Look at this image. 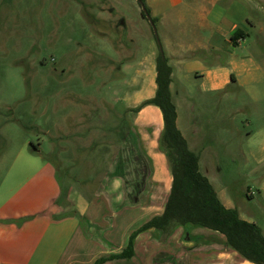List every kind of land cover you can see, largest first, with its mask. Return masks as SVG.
I'll list each match as a JSON object with an SVG mask.
<instances>
[{
	"label": "crops",
	"instance_id": "obj_1",
	"mask_svg": "<svg viewBox=\"0 0 264 264\" xmlns=\"http://www.w3.org/2000/svg\"><path fill=\"white\" fill-rule=\"evenodd\" d=\"M146 2L160 25L164 53L173 67L170 88L177 126L189 148L199 155L200 170L223 204L236 208L226 186L213 181L208 166L214 165V154L221 144L226 153H232L221 138L235 137L236 130L233 126L221 136L214 128L223 122L228 127L227 115L224 110L216 117L213 113L229 100L223 101L221 94L224 98L233 90L243 92L253 104L247 120L251 128L246 135L247 153L255 155L257 164L264 162V49L246 44L252 27L264 33L263 21L252 18L253 3L264 9V0ZM237 30L244 36L233 40ZM151 49L134 68L128 66L133 69L136 89L127 97L126 106L137 133L135 144L145 154L143 165L152 166L151 172L139 182L122 163L119 172L101 182L89 199L73 187L65 189L52 165H21L20 159L13 161L19 165H0V264H94L100 257L121 253L134 231L164 212L173 176L159 143L163 114L154 104L134 110L157 91L158 52L154 45ZM23 156L38 161L25 153ZM140 184L146 186L140 202H129L126 186ZM63 189L67 198L58 204ZM74 212L85 217L92 235ZM58 215L63 216L57 219ZM224 240L221 233L192 224L179 226L169 237L152 227L135 236L131 257L113 258L103 264H255L238 251L223 248Z\"/></svg>",
	"mask_w": 264,
	"mask_h": 264
},
{
	"label": "rangeland",
	"instance_id": "obj_2",
	"mask_svg": "<svg viewBox=\"0 0 264 264\" xmlns=\"http://www.w3.org/2000/svg\"><path fill=\"white\" fill-rule=\"evenodd\" d=\"M253 6V21L264 23V9ZM152 18L140 0H0V165H52L65 189L89 199L119 172L134 139L132 68L151 45L164 52ZM246 44L264 49V33L252 27ZM222 95L228 111L213 114L224 110L228 127L214 130L236 134L221 138L232 153L221 144L210 175L264 233V162L247 153L253 104L239 90Z\"/></svg>",
	"mask_w": 264,
	"mask_h": 264
},
{
	"label": "trees",
	"instance_id": "obj_3",
	"mask_svg": "<svg viewBox=\"0 0 264 264\" xmlns=\"http://www.w3.org/2000/svg\"><path fill=\"white\" fill-rule=\"evenodd\" d=\"M145 10L150 13L145 0H140ZM156 22V18H152ZM244 36L242 30L233 33L232 39ZM157 67V91L154 97L144 100L134 110L139 111L148 104L159 106L163 114L164 129L160 137V148L169 160L173 182L167 198L164 212L156 215L134 231L130 237L128 246L119 254L103 256L98 258L94 264H103L113 258L131 257L134 253L133 240L135 236L146 229L155 227L162 236L169 237L179 226L188 224L201 226L224 235L223 248H230L238 251L245 259L255 264H264V233L256 222L248 221L240 216L237 208L226 207L219 198L217 191L199 167V155L192 151L177 126V109L172 100L171 80L173 67L169 59L161 50L156 60ZM134 132V139L127 150V156L123 159L124 170L133 171L137 181L142 182L145 173L151 172V165H143L144 154L135 144L137 133ZM124 150L127 148L124 147ZM145 155V154H144ZM135 162V163H134ZM131 163H134L131 168ZM146 188L143 184L126 186L129 202L138 203L141 194ZM67 198L65 189L61 191L57 203L61 204ZM79 217L88 235V223L82 215L74 212ZM63 215H58L60 218Z\"/></svg>",
	"mask_w": 264,
	"mask_h": 264
},
{
	"label": "water",
	"instance_id": "obj_4",
	"mask_svg": "<svg viewBox=\"0 0 264 264\" xmlns=\"http://www.w3.org/2000/svg\"><path fill=\"white\" fill-rule=\"evenodd\" d=\"M145 12H147V11L145 10Z\"/></svg>",
	"mask_w": 264,
	"mask_h": 264
}]
</instances>
